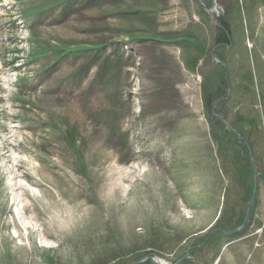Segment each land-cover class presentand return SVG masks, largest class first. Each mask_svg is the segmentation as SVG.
<instances>
[{
  "label": "rangeland",
  "instance_id": "rangeland-1",
  "mask_svg": "<svg viewBox=\"0 0 264 264\" xmlns=\"http://www.w3.org/2000/svg\"><path fill=\"white\" fill-rule=\"evenodd\" d=\"M148 253L264 264L263 0H0V264Z\"/></svg>",
  "mask_w": 264,
  "mask_h": 264
},
{
  "label": "trees",
  "instance_id": "trees-1",
  "mask_svg": "<svg viewBox=\"0 0 264 264\" xmlns=\"http://www.w3.org/2000/svg\"><path fill=\"white\" fill-rule=\"evenodd\" d=\"M263 2H264V0H263ZM217 23H218V25H217L216 33L214 34L213 38H214V41L217 45H220V47L225 48L226 46H228L231 43V37H230V33H229V23L226 20V17L224 15H218L217 16ZM82 48H84V47H82ZM64 49H65L64 52L72 51L71 47H64ZM74 49L77 50L76 48H74ZM217 57L223 58V55L220 52H218ZM220 77H221L220 79L218 77L219 82H220L218 84V86H215L212 89H209L210 91L209 90L207 91V94L209 96L213 95V96L220 97L219 94H221V92L223 90V85L225 83L224 73H222ZM238 124H240L241 127L243 125L244 130L249 132V125L247 126L245 123H243L241 121H239ZM211 125L214 128L215 124L211 123ZM225 132L228 133L229 131L227 130ZM217 134H218V138H219L218 140L222 141V139H224V136H223L224 131L222 133L221 129H220V132L218 131ZM229 134L233 135L232 133H229ZM243 137H244V139L246 138L245 135ZM233 138H235V136ZM219 148L222 149L223 145H220ZM229 149H231V151L234 153L235 156H238L239 158L246 160L247 166L249 167V172H251V169H252V167L254 168V166H252L251 162H249V160H247L246 156H244V152L245 153L248 152L246 149V145H242L240 147L241 150H239V149H237V147L235 145L232 144ZM236 151H237V153H236ZM251 188H252V181H248L247 186H246V195L247 196L250 194ZM241 220H242L241 217H239V222H241ZM215 233L218 235H224L223 232H219V231H215ZM142 264H151V261L146 259V260L142 261Z\"/></svg>",
  "mask_w": 264,
  "mask_h": 264
},
{
  "label": "water",
  "instance_id": "water-1",
  "mask_svg": "<svg viewBox=\"0 0 264 264\" xmlns=\"http://www.w3.org/2000/svg\"><path fill=\"white\" fill-rule=\"evenodd\" d=\"M203 6H204V8H206L209 12L211 11V9H210L208 6H206V5H203ZM216 45H217V44H216ZM211 56H212V59H214V56H213V52H212V51H211ZM216 62H219V63H223V64H224V62H223L222 60H216ZM253 178H254V170H253ZM254 192H255V184H253L252 194H251V197H250L249 202H248L247 207H246V213H245L244 219H246V217H247V215H248V211H249L250 205H251L252 200H253V197H254ZM244 222H245V220H243V222L241 223V226L244 224ZM212 230H218V231H222V232H226V233L231 232V231L223 230V229L218 228V227H213ZM212 230H211V231H212ZM185 255H186V253L183 254L182 257H181L180 259H182ZM153 256H154V255H153L152 253H148V254H146V256H144V257H142V258H140V259H137V260L135 261V263H138V262H141V261H144V260L147 259V260H149V261H151L152 263H155V264H166V263H161V262H158V261L154 260ZM180 259H179V260H180Z\"/></svg>",
  "mask_w": 264,
  "mask_h": 264
},
{
  "label": "bare ground",
  "instance_id": "bare-ground-1",
  "mask_svg": "<svg viewBox=\"0 0 264 264\" xmlns=\"http://www.w3.org/2000/svg\"><path fill=\"white\" fill-rule=\"evenodd\" d=\"M14 179V178H13ZM15 180V179H14ZM10 184V183H9ZM13 184L16 186V188H20L21 186H22V183H21V181H19V179L18 180H16V181H14L13 182ZM12 186V185H11ZM37 189V188H36ZM18 202H20V198L18 199ZM154 258V260H156V261H158V262H161V263H166L167 264V262L165 261V260H163V259H161V258H158V257H153Z\"/></svg>",
  "mask_w": 264,
  "mask_h": 264
}]
</instances>
